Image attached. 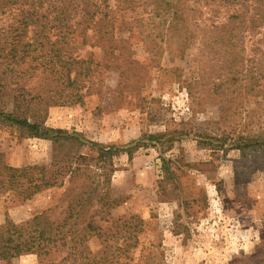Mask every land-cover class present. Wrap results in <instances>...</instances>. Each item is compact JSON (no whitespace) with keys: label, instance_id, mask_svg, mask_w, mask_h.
Returning <instances> with one entry per match:
<instances>
[{"label":"rangeland","instance_id":"1","mask_svg":"<svg viewBox=\"0 0 264 264\" xmlns=\"http://www.w3.org/2000/svg\"><path fill=\"white\" fill-rule=\"evenodd\" d=\"M205 3L190 0L201 10L194 19L202 25L210 24V7L218 4ZM151 7L149 14H136L158 35L154 40L136 33L130 47L132 56L152 66L130 70V90L113 99L116 93L102 88V99L94 93L83 105L50 106L43 119L47 127L77 131L91 141L125 147L141 140L131 159L119 151L105 167L88 164L83 178L99 182L112 203L88 209L101 238L86 237V245L101 264H264V147L254 149V161L252 150L242 156L236 142L264 128L263 113L249 115L261 97L233 91L245 84V71L233 84L235 71L223 58L217 62L222 53L199 40L192 13L188 27L197 36L187 41L182 27L152 20ZM91 51L102 59L97 48L86 46L82 54L89 57ZM101 77L106 87H117L118 73ZM12 95L1 89L0 105L9 106ZM149 135H157L154 144ZM52 148L45 138L0 126V153L14 167L49 163ZM87 149L81 150L89 154ZM63 190L46 189L25 201L0 195V230L6 217L20 223L54 206ZM0 264L40 261L24 253Z\"/></svg>","mask_w":264,"mask_h":264},{"label":"trees","instance_id":"2","mask_svg":"<svg viewBox=\"0 0 264 264\" xmlns=\"http://www.w3.org/2000/svg\"><path fill=\"white\" fill-rule=\"evenodd\" d=\"M206 1L218 4L210 7V24L202 25L194 19L201 10L190 0H0V90L13 91L9 106L3 101L0 105V126L18 127L29 136L47 139L53 147L49 163L22 167L8 164L0 153V195L25 201L46 189L64 188L54 206L29 219L14 223L5 218L0 260L9 262L21 254L35 253L40 264H101L86 245V237L101 238L96 233L100 226L87 212L95 203L98 210L105 201L112 202L107 192L99 191V182L83 177L88 164L105 167L119 151H127L131 159L141 140L125 147L91 141L77 131L47 127L43 119L50 106L83 105L94 93L102 99V88L117 98L130 90L131 69L152 66L132 56L131 36L138 33L143 39L155 40L158 35L146 27L143 16L137 17L139 9L148 12L152 6V20L182 27L187 41L197 36L188 27L192 13L199 40L207 41L206 47L215 54L222 53L217 62L223 58L235 71L232 83L245 71V84L233 91L244 92V98L261 97L249 115L264 114V0ZM86 46L102 51V59H94L93 51L85 57ZM106 71L118 73L116 88L103 84L101 74ZM228 109L224 108L225 114ZM246 134L237 138V146L242 156L252 150L255 161L254 149L264 147V128L257 135ZM146 138L154 144L157 135ZM84 147L89 154L81 150ZM59 148L62 151L57 155ZM58 208H62L59 213Z\"/></svg>","mask_w":264,"mask_h":264}]
</instances>
